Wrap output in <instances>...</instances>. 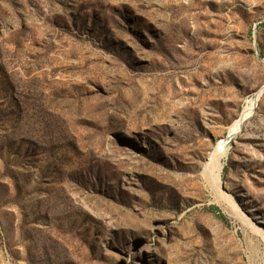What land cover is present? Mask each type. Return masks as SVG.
<instances>
[{
    "label": "rangeland",
    "instance_id": "obj_1",
    "mask_svg": "<svg viewBox=\"0 0 264 264\" xmlns=\"http://www.w3.org/2000/svg\"><path fill=\"white\" fill-rule=\"evenodd\" d=\"M0 264H264V0H0Z\"/></svg>",
    "mask_w": 264,
    "mask_h": 264
},
{
    "label": "bare ground",
    "instance_id": "obj_2",
    "mask_svg": "<svg viewBox=\"0 0 264 264\" xmlns=\"http://www.w3.org/2000/svg\"><path fill=\"white\" fill-rule=\"evenodd\" d=\"M257 97H259V95H257ZM256 99H257V98H256ZM256 99H254L253 101H251L250 104H249V106L246 107L245 112H244V116H243V117H245L246 115H249L250 112L252 113V111H253L252 109H253L254 106H255ZM251 110H252V111H251ZM251 113H250V114H251ZM245 119H246V118H245ZM239 120H240V119H239ZM240 123H241V121H240ZM238 127H239V126H238ZM238 127H237V125H234L233 127H231V129H232L233 132H235V131L237 130ZM231 129H230V130H231ZM220 150H221V149H220ZM225 151H226V150H225ZM226 152H227V151H226ZM219 153H220V152H219ZM222 155H223L222 153L218 155V159H217L218 162H219L220 159L222 158ZM221 168H222V165H221V164H218L216 170L220 171ZM208 176H209L210 179L214 178V176L212 175V173H210ZM223 196H224V195H223ZM228 196H229V197H227V195H225V199L231 201V196H230V195H228ZM225 199H224V200H225Z\"/></svg>",
    "mask_w": 264,
    "mask_h": 264
},
{
    "label": "trees",
    "instance_id": "obj_3",
    "mask_svg": "<svg viewBox=\"0 0 264 264\" xmlns=\"http://www.w3.org/2000/svg\"><path fill=\"white\" fill-rule=\"evenodd\" d=\"M213 208V210H218V207H212ZM220 218H222L223 220H227V217H226V215H224V214H220V215H218Z\"/></svg>",
    "mask_w": 264,
    "mask_h": 264
}]
</instances>
